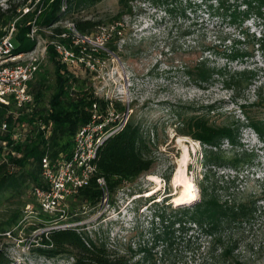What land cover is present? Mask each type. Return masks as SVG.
<instances>
[{"label":"rangeland","instance_id":"1","mask_svg":"<svg viewBox=\"0 0 264 264\" xmlns=\"http://www.w3.org/2000/svg\"><path fill=\"white\" fill-rule=\"evenodd\" d=\"M7 1L0 0V7L6 8ZM211 1L216 7L215 0H155L156 4L134 0L131 10L122 11L117 19L114 16L118 0H100L93 5H82L71 13H65L68 1L60 0L62 17L41 28L35 24V34L29 35L34 46L65 45L79 59L75 67H68V71L79 78V87H91L98 97L111 100L112 107L116 104L115 109L123 113V119L132 117L140 123L146 135L144 157L151 160L152 166L148 172L122 184L114 194L108 188L106 202L101 203L100 198L95 204H89L71 196L65 201L64 211L52 214L42 212L30 196L18 198L4 194L0 197V223L20 209L26 215L18 237L7 234L0 242L11 264H71V257L48 258L31 251L38 245L35 242L39 232L68 224L82 226L90 237L105 243L110 250L126 253L131 257V264H191L192 258L199 261L208 238L201 239L200 250H188L179 240L172 246H167L163 240L156 241L151 231V220L157 221L153 211L160 206L154 203L160 204L167 196L169 199L164 203L173 206L184 197L183 189L173 182L180 168L185 169L184 177L193 183L197 200L203 182L210 190L215 186L214 190L225 198L229 194L242 201L257 199L254 218L236 231L234 237L238 240L237 254L246 264H264V140L245 125L241 112L242 104H252L258 101L260 94L264 96V57L254 46L252 56L245 62L228 59L232 39L240 38L241 27L255 36H260L262 29L254 17L236 27L228 18L209 15L205 8ZM42 2L34 4L32 0L31 5L45 8L47 5ZM74 19H102L104 24L79 34L72 26L68 27ZM54 29H65L66 33L59 37ZM110 41L115 42L116 52L107 50ZM100 45H104V49L99 48ZM205 58L217 67L252 69L256 72L255 79L237 92L224 87L220 78L211 84L196 85L181 68L185 63L192 65ZM53 69L46 56L39 70L45 75L41 106L47 105L54 91ZM210 104L215 108L209 112V123L221 125L237 118L241 121L240 144L231 145L227 138H222V151L217 153L224 160L238 157L240 162H236V168L218 164L219 158L211 157L209 151H215V147L179 130L182 116L176 114L177 106H182L184 117H189L191 109H197L196 114H206V106ZM251 110L258 109L252 107ZM261 112L257 114L264 118ZM39 214L46 226L32 230L31 224L41 220L37 217ZM177 235L180 234L177 232Z\"/></svg>","mask_w":264,"mask_h":264},{"label":"trees","instance_id":"2","mask_svg":"<svg viewBox=\"0 0 264 264\" xmlns=\"http://www.w3.org/2000/svg\"><path fill=\"white\" fill-rule=\"evenodd\" d=\"M67 1L65 13H71L82 5H93L100 0ZM133 1L118 0V11L114 18L119 19L118 15L124 10L130 11ZM149 1L156 4L155 0ZM215 2L216 7H213L211 1L207 4L208 8H205L209 15L217 14L223 19L228 18L229 23L236 27H241L246 20L254 17L262 29L261 35L255 36L248 29L241 27L240 38L232 39L228 59L245 62L252 56L254 46L264 57V0H215ZM27 3L28 0H8L6 8L0 7V35L5 33L2 30L5 25L14 22L16 27L12 36L14 53L33 48L34 40L28 35L32 24L41 28L57 21L63 14L60 12V0H52L50 3L48 0H43L42 3L44 5L46 3L47 6L41 8L40 12L38 8L41 5H37L27 13L21 14V10L18 9ZM188 4L194 11L197 10L194 5ZM28 5L31 6V3ZM199 9L201 11V8ZM167 10L170 12L171 9L167 8ZM72 22L75 30L80 34H86L104 24L102 19H74ZM63 32H66L65 29H54V33L59 37ZM106 47L107 50L116 52L115 42L110 41ZM47 56L53 64L55 78L54 91L48 98L47 105H40L45 93V75L39 71L34 77L36 79L30 82V91L34 95L31 105L16 108L12 104L0 103V123L7 124L6 130H0V197L8 194L10 197L18 198L30 196L34 200L32 189L42 185L40 177L42 157L45 155L50 158L59 155L69 157L76 130L91 117V104L96 102L100 110H104L107 104H112L111 100L95 95L91 87L83 85L79 87L77 84L79 78L70 73L68 67L60 62L51 44L47 45ZM181 70L196 85L211 84L217 80L216 78H220L223 86L233 92L250 84L256 76V72L252 69L231 70L226 65L217 67L211 65L207 58L200 59L192 65L185 63ZM116 107L117 105L114 104L113 108ZM252 107L258 110L252 111ZM214 108L213 104L206 106V114H196L194 111L197 109H191V115L184 117L185 111L182 106H177L176 114L182 116L179 130L184 135L192 136L215 147V151L212 149L209 151L211 157L213 155L219 158L218 164L225 163L236 168L238 165L236 162H240V159L237 160L238 157L224 160V157H218L217 153L222 151L220 147L222 138H227L231 145L240 144L238 135L241 121L237 118L221 125L209 123V112ZM260 108H264L262 94L257 102L242 104L241 112L244 114L245 125L250 126L257 136L264 140V118L257 114L261 112ZM37 121L43 124L51 122V128L47 131L44 127L41 128ZM15 133H20L19 138H13ZM145 136L140 123L132 117L128 118L122 128L107 137L100 145L94 159L95 176L74 196L85 203L95 204L102 196V191L95 180L96 176L104 177L110 192L114 194L122 184L141 173L148 172L152 164L150 159L144 157ZM203 183H200L198 200L172 206L169 202L164 203L169 199L165 196L160 204L154 203L160 205L153 211L157 221L151 220V231L155 240H163L167 246H172L176 240H179L188 250H200L201 239L208 238L206 249L203 246L200 251L199 261L192 258L191 264H246L237 254L238 240L234 235L254 218L257 199L242 201L231 198L229 194H226L225 196L228 197L225 198L214 190L215 186L210 190L209 186ZM168 209L170 210L167 211ZM37 217L41 220L31 224L29 228L32 230L46 226L41 214ZM25 220L26 215L23 209H20L7 220L2 221L0 242L7 234L18 237V231L22 229ZM190 231L193 232L189 234ZM177 232L180 235H177ZM35 243L38 245L32 247V252L48 258L71 257L73 259L71 264H131V257L129 258L126 253L110 250L105 243L90 237L82 226L44 229L37 234ZM0 264H11L6 250L2 247Z\"/></svg>","mask_w":264,"mask_h":264},{"label":"built area","instance_id":"3","mask_svg":"<svg viewBox=\"0 0 264 264\" xmlns=\"http://www.w3.org/2000/svg\"><path fill=\"white\" fill-rule=\"evenodd\" d=\"M38 1L40 0H34V4ZM31 2L32 0H28L27 4L18 9L22 10L21 14H25L35 7L34 4L28 5ZM38 12H40V9ZM71 26L75 30L73 22L68 25V27ZM2 30L5 33L0 35V103L12 104L16 108L29 106L32 104L34 97L30 91V82L40 70L47 56L48 44L42 46L38 44L29 51L14 53V43L12 41V36L16 31L14 22L5 25ZM35 30V25L32 24L28 35L32 37ZM65 33L63 32L61 36H64ZM52 46L61 63L69 68L78 64L79 59L77 56L73 54V51L68 50L65 45L53 43ZM99 48L104 49V45H100ZM91 106L92 114L89 121L81 125L73 136L70 156L59 155L50 158L45 155L41 159L40 177L42 185L35 186L32 189V194L42 212L52 214L64 211L63 206L66 199L77 194L95 176L96 165L94 159L100 145L127 122L128 118L123 119V113H119L110 104H107L104 110H100L96 102H93ZM37 124L47 131L52 125L51 122L43 124L39 121H37ZM6 129V122L0 123V130ZM19 136L20 133L13 134L14 139L19 138ZM95 180L102 191L101 203L106 202V199H108L106 181L102 176H96Z\"/></svg>","mask_w":264,"mask_h":264},{"label":"bare ground","instance_id":"4","mask_svg":"<svg viewBox=\"0 0 264 264\" xmlns=\"http://www.w3.org/2000/svg\"><path fill=\"white\" fill-rule=\"evenodd\" d=\"M184 175H185V169L180 168L173 180L175 186L183 189L182 192L184 197L181 200V203L186 201H191L196 198L195 195L196 191L193 183L188 178L184 177Z\"/></svg>","mask_w":264,"mask_h":264},{"label":"water","instance_id":"5","mask_svg":"<svg viewBox=\"0 0 264 264\" xmlns=\"http://www.w3.org/2000/svg\"><path fill=\"white\" fill-rule=\"evenodd\" d=\"M194 200V199H193ZM192 201V200H191ZM191 201H186V202H182V203H178V204H185V203H189Z\"/></svg>","mask_w":264,"mask_h":264}]
</instances>
